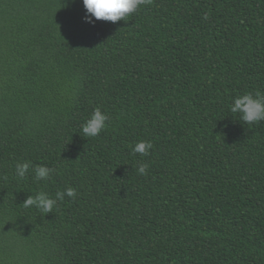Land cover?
Wrapping results in <instances>:
<instances>
[{"label": "trees", "instance_id": "1", "mask_svg": "<svg viewBox=\"0 0 264 264\" xmlns=\"http://www.w3.org/2000/svg\"><path fill=\"white\" fill-rule=\"evenodd\" d=\"M86 15L83 0H0V264H264V121L230 111L264 95V0ZM97 107L107 127L85 137ZM68 187L52 213L23 205Z\"/></svg>", "mask_w": 264, "mask_h": 264}, {"label": "clouds", "instance_id": "2", "mask_svg": "<svg viewBox=\"0 0 264 264\" xmlns=\"http://www.w3.org/2000/svg\"><path fill=\"white\" fill-rule=\"evenodd\" d=\"M150 0H83L84 7L88 15L85 20L88 23H94L96 20L118 22L127 20L129 15L136 12L141 5L149 3ZM230 111L233 114H239L241 120L246 124L252 125L264 121V95L259 91L255 94L248 93L235 97L230 105ZM110 117L107 113L97 107L90 118L81 126L82 133L85 137H96L102 133L107 127ZM153 148L150 141H140L133 148V153L148 155ZM32 168L30 161L17 163L16 174L20 179L26 178ZM148 165L140 164L138 172L147 174ZM34 179L39 182L41 180L47 182L51 179L56 169L49 168L45 165H37L34 168ZM76 189L68 187L64 191H58L55 197L49 196L46 192H38L30 195L24 201V207H35L41 213L47 215L52 213L57 207V202H63L65 196L75 198Z\"/></svg>", "mask_w": 264, "mask_h": 264}]
</instances>
